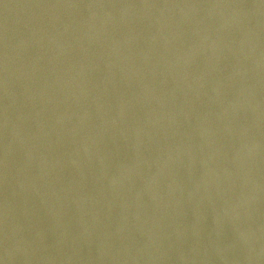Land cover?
Returning a JSON list of instances; mask_svg holds the SVG:
<instances>
[{
  "label": "water",
  "instance_id": "obj_1",
  "mask_svg": "<svg viewBox=\"0 0 264 264\" xmlns=\"http://www.w3.org/2000/svg\"><path fill=\"white\" fill-rule=\"evenodd\" d=\"M0 264H264V0H0Z\"/></svg>",
  "mask_w": 264,
  "mask_h": 264
}]
</instances>
